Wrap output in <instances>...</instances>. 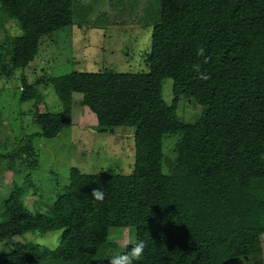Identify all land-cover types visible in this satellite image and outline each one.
<instances>
[{"label":"trees","instance_id":"obj_1","mask_svg":"<svg viewBox=\"0 0 264 264\" xmlns=\"http://www.w3.org/2000/svg\"><path fill=\"white\" fill-rule=\"evenodd\" d=\"M158 3L146 73L52 79L62 110L34 116L41 136L54 139L71 126L72 96L81 95L80 106L101 132L133 129V173L90 176L73 169L45 213L23 204L37 192L27 175L0 203V244L11 246L0 264H107L116 248L108 241L111 228H134L135 243L145 241L137 264H264V0ZM73 10L74 0H0V27L14 21L20 32L0 41V81L26 69L43 37L72 24ZM165 79L172 81L169 105L162 98ZM20 83V101L40 102L24 76ZM181 98L202 109L192 124L176 116ZM165 137L176 138L171 176L162 172L174 163L164 161ZM14 155L37 167L30 142ZM94 187L104 192L103 202L91 197ZM49 231H62L53 250L19 241Z\"/></svg>","mask_w":264,"mask_h":264},{"label":"rangeland","instance_id":"obj_2","mask_svg":"<svg viewBox=\"0 0 264 264\" xmlns=\"http://www.w3.org/2000/svg\"><path fill=\"white\" fill-rule=\"evenodd\" d=\"M159 9L158 0H74L72 24L43 37L33 62L24 70H16L10 79L0 81V203L9 197L11 187L21 185L27 175L31 176L37 192L26 194L23 204L32 213H45L63 193L73 169L90 176L133 173V129L101 132L94 115L80 103H74L82 100V96H73L71 126L54 139L41 136L34 116L37 110L53 114L62 110L50 83L52 79L71 73H146L145 60L150 52L152 27L159 20ZM16 35L20 32L14 21L0 27V41ZM22 76L34 86L40 102L20 101ZM171 89L172 81L165 79L162 98L168 105L172 100ZM192 102L181 98L177 105L176 116L185 124L194 123L202 114V109ZM175 140L163 138L164 161L174 162L171 171L163 164L162 172L166 176L176 171V154L172 148ZM29 142L36 155L35 169L24 165L22 155H14ZM61 235L62 231L35 232L19 241L53 250ZM108 241L116 245L110 255L120 254L135 244V230L111 228ZM10 250L9 243L0 244V255ZM249 261L230 264H252Z\"/></svg>","mask_w":264,"mask_h":264},{"label":"clouds","instance_id":"obj_3","mask_svg":"<svg viewBox=\"0 0 264 264\" xmlns=\"http://www.w3.org/2000/svg\"><path fill=\"white\" fill-rule=\"evenodd\" d=\"M204 52L203 47L198 49V55L203 56ZM199 79L207 81L210 79V75L200 73ZM90 195L94 201L103 202L104 200V192L99 187L92 188ZM146 247L145 241L140 240L133 244L128 251L111 255L107 260V264H137V262L141 261Z\"/></svg>","mask_w":264,"mask_h":264},{"label":"crops","instance_id":"obj_4","mask_svg":"<svg viewBox=\"0 0 264 264\" xmlns=\"http://www.w3.org/2000/svg\"><path fill=\"white\" fill-rule=\"evenodd\" d=\"M75 94H73V96H74ZM79 95V94H78ZM77 95V96H78ZM73 96H72V98H73ZM81 96V95H80ZM81 102V100H77V101H75L74 103H80ZM80 105V104H79ZM73 116V115H72Z\"/></svg>","mask_w":264,"mask_h":264}]
</instances>
